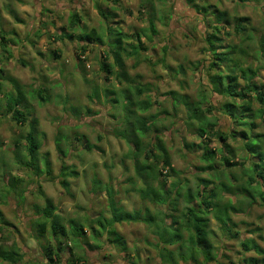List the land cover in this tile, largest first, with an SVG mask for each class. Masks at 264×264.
<instances>
[{"label": "rangeland", "instance_id": "rangeland-1", "mask_svg": "<svg viewBox=\"0 0 264 264\" xmlns=\"http://www.w3.org/2000/svg\"><path fill=\"white\" fill-rule=\"evenodd\" d=\"M204 6L211 13L199 16L195 10L202 11ZM215 11L227 13L232 22L247 19L243 22L247 27L245 35L238 34L234 27L222 26L220 38L224 47L239 45V50L246 52L244 64L259 68L255 81L264 84V53L260 51L264 0H194L190 4L186 0H0V225L4 229L0 244L9 251L14 244L21 249L23 259L18 264H48L35 229L36 220H40L37 212L45 207L46 199L52 201L55 214L67 227L70 220L87 227L102 215L110 218L107 187L113 189L116 202L126 211L165 210L130 191L129 180L136 177L131 156L135 148L118 136L119 132L126 133L128 123L133 121L128 117L133 107L126 95L133 102L151 103L149 111L137 113L157 117L154 129L161 130L174 169L180 172L183 182L194 184L199 167L205 165L203 152L186 149L184 141L198 145L201 140L187 126L183 106L178 105L174 112L172 102L176 103L175 97L188 96L194 104L205 96L208 103H203V108L211 112L206 116L214 117L223 132L232 126L229 119L221 116V98L211 92L207 78L213 54L208 53L206 39L214 32L209 23L213 24ZM75 13L80 23L72 30L71 15ZM152 25L155 33L150 30ZM120 32L126 48V80L118 79L119 68L113 65V58L107 61L113 74L100 68L104 53L118 45ZM137 33L143 48L133 54L129 45H139ZM69 34L73 40L62 38ZM81 36L95 40L83 42ZM81 46L85 47L84 62L78 60L83 53ZM11 81L21 86L26 97L28 106L23 104L21 110L29 122L24 126L5 114L9 96L18 95ZM137 89L144 91L140 97L136 96ZM37 91L43 93L46 102L39 99ZM114 99L120 103L113 104ZM33 120L37 121V139L41 143L39 168L44 173L39 175L24 166L29 162L24 138ZM259 131L264 133V127ZM152 138L150 134L143 142ZM57 140L67 156L59 153ZM209 145L217 153L222 147L215 139ZM45 161L50 164V175ZM63 166L74 167L79 173L76 178H68L69 190L61 184ZM96 181L101 183L99 189ZM231 222L235 238L223 235L211 216V229L218 235L213 242L217 256L210 263L200 258L198 264H246L249 258L264 264V254L242 246L252 240L264 253V206L256 204L246 214L234 213ZM116 228L125 239L127 253L113 248L106 237L100 244L90 238L91 244L100 247L87 249L91 264H163L156 248L158 239L145 224L124 223Z\"/></svg>", "mask_w": 264, "mask_h": 264}, {"label": "trees", "instance_id": "trees-1", "mask_svg": "<svg viewBox=\"0 0 264 264\" xmlns=\"http://www.w3.org/2000/svg\"><path fill=\"white\" fill-rule=\"evenodd\" d=\"M194 0H186L188 4ZM118 2V0H115ZM214 7H211V9ZM209 9V10H208ZM195 10V8H194ZM199 15H209L210 8L202 7V11L196 9ZM216 12V13H215ZM213 24L209 23L213 33L208 35V53L213 54V60L209 61L208 82L211 92L221 98L220 114L229 119L231 128L228 132L218 129V121L214 117H208L203 108V103L207 102L205 96L203 101L192 103L188 96H180L172 102L174 112L178 105L185 109L187 126L195 131V135L201 140L198 145L184 141V147L191 151L202 150V161L204 167H199V173L194 178V184L189 185V181L183 182L180 172H177L172 163L169 151L163 143L159 129H154L156 116L146 117L138 114L137 111L146 113L152 107L151 103L133 102L132 97L126 95V100L131 102L133 108L129 110L128 117L133 120L128 123V129L118 136L132 143L135 151L131 152L136 172L135 179L131 182L130 191L140 194L144 201H149L155 206H164L165 210L146 209L144 211H126L115 199L113 189L105 188L109 200L110 218L103 215L92 219L86 227L80 221L70 220L67 227L59 216L55 214L56 208L50 199H46L45 207L39 209L37 215L40 220H36L35 229L38 241L41 244L45 261L48 264H91L87 256V249H99V246L90 243V238L95 243H101L102 238L112 244L113 248L127 253L125 239L118 232L116 225L124 223H143L153 232L158 244L156 248L159 258L163 264L199 263L203 258L206 263L216 259L213 245L217 234L211 229V216L217 221L219 230L223 235L235 238L232 233L231 217L235 214H246L254 205L264 206V133L260 128L264 127V84L256 83L258 69L247 66L244 63L246 52L239 50V45H222L220 31L222 28L236 29L240 35H245L247 30V19H235L231 21L227 13L215 11ZM101 15H105L101 13ZM80 23L77 13L71 15L70 27L72 30ZM151 32L155 33L154 26ZM95 33V32H94ZM97 40L102 43V39L96 34ZM117 46H112L110 51L104 53L101 62V71L108 75L113 74L111 66L107 63L109 58H113V65L119 68L118 79L126 80L127 74L124 64V52L126 48L123 42V35L118 34ZM62 38L73 40V35H64ZM62 39V40H63ZM94 41L92 36L84 39ZM139 45L131 43L129 46L133 54H138L143 48L141 36L136 34ZM249 38L247 40H250ZM5 42V39L1 37ZM84 42V41H83ZM264 53V40L260 43ZM82 54L78 60L84 62L85 47L81 46ZM55 56L56 53L54 54ZM129 55V54H128ZM201 66H199L200 69ZM183 71V67L180 68ZM178 72V73H180ZM2 73L0 69V95H2ZM18 91V95H10L7 99L5 110L6 116L16 122L17 125L24 126L29 122L21 107L27 104L26 97L21 91V86L16 81H11ZM204 91V90H203ZM144 91L137 89L136 96L140 97ZM126 93V92H125ZM38 97L42 102H46L41 91H37ZM113 94V93H111ZM127 94V93H126ZM206 95V94H203ZM97 97V95H96ZM119 104L118 99L111 101ZM167 114V112H164ZM30 131L24 138L27 142L26 152L29 162L24 166L31 168L37 174H43L39 168L41 143L37 139V121L30 123ZM156 127V126H155ZM127 131L130 134H127ZM153 134L151 141L144 143ZM215 139L222 144L217 153V149H211L209 143ZM59 140H57L58 143ZM91 151V148H87ZM60 154L67 156V153L60 147ZM217 155L219 160L217 161ZM46 173L50 175L48 161L44 162ZM74 169V167H73ZM63 166L61 176L62 186L69 190L68 178L79 176L75 169ZM38 174V175H39ZM21 182V180H18ZM96 189L100 188L99 181L94 182ZM141 183L142 187L137 184ZM140 185V184H139ZM16 188V187H15ZM43 196V193L40 192ZM234 198L237 201H234ZM182 202V203H181ZM181 203V204H180ZM246 210H243V208ZM5 223H3L4 225ZM2 225V224H1ZM0 225V243L3 227ZM231 225V226H230ZM89 230V231H88ZM49 235L47 236V234ZM49 237V238H48ZM53 241L54 244H51ZM42 242L45 244L43 245ZM247 251H255L258 255L264 254L262 249L255 241L248 240L242 243ZM81 251V253L79 252ZM17 245H13L12 251L4 249L0 244V261L8 264H18L22 262L23 255ZM68 253V258H66ZM246 264H260V260L249 258ZM44 264V262L42 263Z\"/></svg>", "mask_w": 264, "mask_h": 264}]
</instances>
